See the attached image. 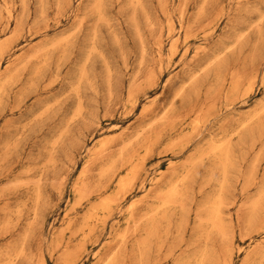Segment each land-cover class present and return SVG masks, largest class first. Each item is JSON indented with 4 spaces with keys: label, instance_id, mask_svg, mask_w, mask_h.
I'll use <instances>...</instances> for the list:
<instances>
[{
    "label": "rangeland",
    "instance_id": "rangeland-1",
    "mask_svg": "<svg viewBox=\"0 0 264 264\" xmlns=\"http://www.w3.org/2000/svg\"><path fill=\"white\" fill-rule=\"evenodd\" d=\"M47 2L42 17L29 0L23 33L0 65V264H194L200 254L205 264H264V0ZM5 4L21 17V0ZM34 27L46 31L31 35ZM82 64L88 81L75 117ZM223 138L236 165L219 219L225 236L201 239L204 200L222 170L211 155L195 159ZM128 151L143 156L141 170L124 197L100 207L128 170L110 182L100 171ZM189 170L187 198L174 200L180 208L172 205L167 225H153L164 186Z\"/></svg>",
    "mask_w": 264,
    "mask_h": 264
},
{
    "label": "bare ground",
    "instance_id": "bare-ground-1",
    "mask_svg": "<svg viewBox=\"0 0 264 264\" xmlns=\"http://www.w3.org/2000/svg\"><path fill=\"white\" fill-rule=\"evenodd\" d=\"M96 1H100V0H96ZM95 0H94V2H96ZM102 1V0H101ZM38 2H39V7H40V9H39V7H38V10H39V13H37V14H39V16H41L42 15V17H43V15L46 13V10H47V8H48V6H47V4H48V2H47V0H38ZM59 4H60V6H62V2H63V4H68V3H70L71 2V0H59ZM91 2V1H90ZM97 3V2H96ZM100 3H102V2H99L97 5H102V4H100ZM21 5H22V9H23V14L21 15V17L20 18H18L19 16H17V15H15V8L12 6V7H10V6H7L6 4H5V6H0V65L3 63V61H4V59H5V57L6 56H8V55H10L11 54V51L15 48V42H16V40L19 38V36L20 35H22V33H23V25H24V23H25V21H26V19H28L27 17H28V7H29V0H21ZM96 5V6H97ZM38 6V5H37ZM91 6V5H90ZM96 6H94L93 8H96ZM201 6V5H200ZM56 8V7H55ZM98 8V7H97ZM57 9V8H56ZM95 10V9H94ZM97 10V9H96ZM95 10V11H96ZM62 11V10H61ZM92 13V12H91ZM264 13V12H263ZM263 13L261 14V16L263 15ZM99 14V13H98ZM40 21V20H39ZM13 24L15 25V27H13ZM46 31V28L45 29H42V28H40V27H34V28H30L29 30H28V32H30L31 33V35H38V34H41V33H43V32H45ZM44 34V33H43ZM61 37V36H60ZM94 38V37H93ZM96 38V37H95ZM94 38V39H95ZM65 41V40H64ZM63 42V41H62ZM59 43V42H58ZM15 44V45H14ZM61 45V44H60ZM227 46V45H226ZM226 46L224 47L225 49H227L226 48ZM222 49V48H221ZM224 49V50H225ZM92 50H93V48H92ZM221 51L222 50H219V51H217V52H214V58L213 59H217V58H215V56L217 57L220 53H221ZM89 54H91L90 53V51H89ZM87 60L89 59V56L86 58ZM209 59H211V58H209ZM211 61V60H210ZM215 61V60H214ZM47 62V61H46ZM86 63H87V61H86ZM42 66V65H41ZM37 67V66H36ZM40 67V66H39ZM39 69V68H38ZM37 69V70H38ZM34 71V70H33ZM41 71V70H40ZM9 72V71H8ZM39 72V71H38ZM34 73V72H33ZM88 73H89V71L87 70V68L85 67V65L84 64H82V66L81 67H79L78 68V70H77V72H76V74H75V77H76V80H75V77H74V80L75 81H73V85H72V91L74 92V94L76 95V97L77 98H79L78 99V102L77 103H79L80 104V94H81V91H82V86L84 85V83L85 82H87L88 80H87V78H88ZM36 74H37V71H36ZM38 75H39V73H38ZM38 75H36V76H38ZM189 75V74H188ZM194 75V73L193 74H191L190 76H189V79L191 80L193 77H195V76H193ZM33 76H34V74L32 75V78H33ZM35 76V77H36ZM17 78V77H16ZM37 78V77H36ZM10 79V78H9ZM195 79V78H194ZM6 80H8V78L6 79ZM6 80H4V81H6ZM31 80H30V78H29V82H30ZM8 82V81H7ZM6 82V85L8 84ZM32 82H33V79H32ZM5 83V82H4ZM4 83L2 84L3 85V87H4ZM26 83H28V82H26ZM110 83V82H109ZM10 84V83H9ZM33 84H35V83H33ZM13 85V84H12ZM26 87H29V84H28V86H27V84L25 85ZM25 86H24V89H25ZM34 86H37L36 84L34 85ZM31 88H33V85L31 86ZM35 88V87H34ZM95 88V87H94ZM24 89H22V90H24ZM36 89V88H35ZM35 89H34V92H36L35 91ZM92 89V88H91ZM2 90V89H1ZM1 90H0V94L2 95V93H3V90H5L4 88H3V90H2V92H1ZM26 90V89H25ZM29 90H30V87L29 88H27V91H28V94L30 95V93H29ZM37 90V89H36ZM27 91H26V95H28L27 94ZM70 91V90H69ZM5 92V91H4ZM24 93L25 92H23V95H24ZM68 94V93H67ZM1 95H0V103H1ZM4 95V94H3ZM25 95V96H26ZM28 95V96H29ZM110 97V96H109ZM21 98H25V97H23L22 95H21ZM79 104H77V108H76V110H74L75 112L73 113V115L76 117V115L79 113L80 115H81V112H80V110H82V108H81V104L79 105ZM264 107V106H263ZM202 108V107H201ZM46 109V108H45ZM194 109V108H193ZM264 112V110L263 111H261V114ZM41 113L42 114H44V113H47V111L45 112V111H41ZM83 113V112H82ZM260 114V115H261ZM37 115V114H36ZM39 115H41L40 113H39ZM72 115V116H73ZM252 115H253V117H254V114H251V117H252ZM259 115V116H260ZM74 116H73V118H74ZM83 116V115H82ZM262 116V115H261ZM71 117V116H70ZM250 117V116H249ZM257 117H258V114H257ZM256 116L254 117V118H257ZM260 118V117H259ZM71 119H72V117H71ZM71 119H69V121L71 120ZM258 119V118H257ZM262 117L260 118V119H258V122L259 121H261L260 123H262ZM34 120V119H33ZM72 121V120H71ZM74 121V120H73ZM245 121H247V120H245ZM245 121H243V122H241V124L244 126L246 123L247 124H249V125H251V122H252V120H250V118H249V122H245ZM256 121V120H255ZM197 122V121H196ZM198 122H199V120H198ZM198 122H197V124H198ZM262 125V124H261ZM260 125V126H261ZM66 126V125H65ZM247 126V125H246ZM68 127V126H67ZM65 130V129H64ZM253 130V129H252ZM62 131V130H61ZM249 132L251 131L250 129L248 130ZM255 131L253 130V132L252 133H254ZM68 133V132H67ZM240 133V132H239ZM238 133V134H239ZM246 133V132H245ZM62 134V133H61ZM60 134V135H61ZM137 134V133H136ZM237 134V135H238ZM248 134H250V133H248ZM251 135V134H250ZM241 137H243L242 135H241ZM249 137V136H248ZM56 139V138H55ZM241 139V138H240ZM245 139V138H244ZM226 140H228V138L226 139V138H223V139H221V140H219V141H216V140H213V141H211L207 146H205V147H203V148H201L200 149V151H199V153H198V156H197V159H195V160H197V161H199V162H201L202 160H204L205 158V156H206V158H208L207 157V155H211V156H213V159H214V163H213V166L215 167H218V168H220L221 170H222V175H221V178L219 179V181L217 180V183H216V191L214 192V194H209L210 195V200L206 197V199H208L209 201L208 202H205V200H204V206H205V210H207L208 212V215L209 216H207L206 218H208L207 220L206 219H203V220H205V221H203L201 224H200V227H199V230H197L196 229V232L197 231H199L198 232V235H199V238H201V239H203V237L204 238H210V237H213L214 235L216 236V235H219V233L220 234H222L223 236H225V234H224V232H223V230H221L220 229V224H219V222H220V213H221V210H222V213H223V209H224V207H222V205H223V201L225 200V198L223 199V197L225 196L224 194L225 193H227V192H229L230 193V189H229V191H227L228 189H227V182L230 184V182L227 180V173L229 172V170H230V168L233 166L234 167V169L236 168V165H233L235 162V160L233 161L232 160V153H233V151H232V149H233V147L231 148L230 147V142H228V141H226ZM107 142H109V141H107V140H105V141H102L101 143H100V145H99V147H97V149L99 150V149H101V148H103V147H105L107 144ZM131 142V141H130ZM146 142H147V140H146ZM153 142V141H152ZM99 143V142H98ZM56 144H57V142H56ZM146 144V143H145ZM148 144V143H147ZM146 144V145H147ZM142 145V144H141ZM128 147V146H127ZM132 147V146H131ZM68 148V147H67ZM137 148V147H136ZM121 150V149H120ZM197 152V151H196ZM125 153V151H122L121 153H120V156H122L123 154ZM128 155L125 157V158H123L121 161L119 160L118 161V159L119 158H117V159H114V160H112L107 166L105 165V167L104 168H102L101 169V171H100V175L99 176H101L102 178H106V180H107V182H110L111 180H113V178L114 177H116V175H117V171H118V169L120 168L121 169V167H127V170L128 171H126V173L123 175V176H121L118 180H117V183H116V190H115V192H114V194L113 195H109L108 197H105V196H103L102 198H104L103 200H102V202L99 204V206L100 207H103V208H108L112 203H115V202H113V201H119V199H116V196L117 195H121V196H123L124 197V195H125V193L127 192V190L129 189V188H132V186H133V184H134V182H135V180H136V178H137V175H138V173H139V170H141L140 168L142 167L141 165H142V157H140L139 155H137V152H136V154H135V152L133 151H128V153H127ZM195 156V155H194ZM211 156H210V158H211ZM235 156V154H233V157ZM49 157H50V155H49ZM53 157V156H52ZM51 157V158H52ZM212 159V160H213ZM234 159V158H233ZM92 161V160H91ZM51 162V159H47V161H46V163H49V164H51L50 163ZM54 162V161H53ZM198 164V163H197ZM232 167V168H233ZM55 169V168H54ZM84 170L82 171V175H83V177L85 176V174H86V171L87 170H85L86 168H83ZM213 170V168L211 167V171ZM216 171H218V170H216ZM189 172H191L190 170L189 171H186V173H183V174H179V176H177V177H175V178H173V179H171L169 182H167V184L164 186V189H163V191L162 192H164V194L162 195V196H164V198L162 199V202H159L160 203V205H159V207H161V209L160 210H157V211H154L153 210V212L151 211V220H152V222H151V220L149 221V222H151V223H153V225H155V223L154 222H157V223H165V225H167V223H168V221L167 220H169L170 218V210H171V208L173 207L172 205H174L175 207H177L178 205L176 204H174V200H180V202H183V200H182V198H184L185 199V197L187 198V196H186V193H187V190H188V183H190L188 180H189V178H192V176L190 177V175H192L193 173H191V174H189ZM231 172V171H230ZM230 174H228V177H230L229 176ZM101 177H100V179H101ZM251 178V177H250ZM217 179V178H216ZM215 179V180H216ZM248 179H249V177H248ZM191 180V179H190ZM214 180V181H215ZM113 182V181H112ZM143 184V183H142ZM144 186V185H143ZM142 186V187H143ZM80 187H82V188H76V189H78L77 191H76V193H77V195H78V191L80 192V190L82 191H84L87 187H86V185H85V183L83 184V186H80ZM110 187V186H109ZM229 187H230V185H229ZM39 189V188H38ZM89 191V190H88ZM243 191V190H242ZM263 191H264V189H263ZM37 192H38V190H37ZM85 192V191H84ZM132 193V192H131ZM228 193V194H229ZM75 194V193H74ZM99 194V193H98ZM129 194H130V191H129ZM227 194V195H228ZM38 195V194H37ZM208 195V196H209ZM79 196V195H78ZM120 196V197H121ZM87 197V196H86ZM258 197H260V195L258 194ZM37 198V197H36ZM82 198H84L83 197V195H82ZM101 198V197H100ZM261 199H262V197H260ZM124 199V198H123ZM122 199V200H123ZM157 199V198H156ZM229 200H230V198H228ZM228 199L226 198V200L228 201ZM182 200V201H181ZM79 201H80V199H79ZM83 201V200H82ZM127 201V200H126ZM159 201V200H158ZM177 201V203H179ZM227 201H226V204H227ZM247 201V200H246ZM258 201V200H257ZM121 202V201H120ZM230 202V201H229ZM234 202V201H233ZM247 202H249V201H247ZM37 203H38V201H37ZM133 203V202H132ZM225 203V202H224ZM232 203V201L230 202V204ZM259 203V202H258ZM260 203H262V202H260ZM181 204V203H180ZM255 204H256V201H255ZM158 205V204H157ZM183 205V204H182ZM225 205V204H224ZM243 205V204H242ZM259 205V204H258ZM257 205V206H258ZM129 206V205H128ZM155 207H156V204L154 205ZM181 206V205H180ZM254 206V205H253ZM129 207H133V204H132V206H129ZM179 207V206H178ZM177 207V208H178ZM201 207H203V204H202V206ZM255 207H256V205H255ZM158 208V207H157ZM176 208V209H177ZM180 208V207H179ZM185 208V207H184ZM184 208H182V209H184ZM93 209V208H92ZM181 209V210H182ZM94 210V209H93ZM92 210V211H93ZM119 210H121V208H119L118 209V211ZM150 210H152V209H150ZM149 210V211H150ZM174 209H172V211H173ZM148 211V212H149ZM182 211H184L185 212V210H182ZM201 211H202V209H201ZM243 211V210H242ZM204 212H206V211H204L203 210V213ZM120 213V212H119ZM182 213V212H181ZM122 214V213H121ZM183 214V213H182ZM181 214V215H182ZM184 215V214H183ZM205 216L207 215V214H204ZM223 215V214H222ZM221 215V216H222ZM94 217V213L93 212H90L89 214H88V216H87V218H86V221L84 222V224H83V226L82 227H87V226H89L88 225V220L90 219H92ZM254 217V216H253ZM181 218H182V216H181ZM180 218V219H181ZM224 218V217H223ZM248 218V217H247ZM246 218V219H247ZM136 219H135V215H134V212L132 211V212H130L129 213V215L126 217V223H125V227L126 226H128L129 224H131V223H133L134 221H135ZM145 220H147V219H145ZM221 220H222V218H221ZM104 221V220H103ZM148 221V220H147ZM242 221V220H241ZM247 221V220H246ZM252 220H250V222H251ZM170 222V221H169ZM255 222V221H254ZM156 223V224H157ZM200 223V222H199ZM198 223V224H199ZM224 223H226L225 221H223V226H226ZM252 223V222H251ZM250 223V224H251ZM197 224V225H198ZM230 224V223H229ZM150 226H151V224H150ZM158 226V225H157ZM157 226L155 227V228H157ZM199 226V225H198ZM223 226H221V227H223ZM129 227V226H128ZM87 229H89V227L87 228ZM126 228H123V230H125ZM84 230V229H83ZM153 232V234H154V232H155V230L154 231H152ZM152 232H151V235H152ZM164 232H166V231H164ZM222 232V233H221ZM127 235H128V233H126ZM163 234H165V233H163ZM127 235H125L124 236V238L127 236ZM151 235H149V237L151 236ZM197 235V236H198ZM196 236V237H197ZM147 237H148V235H147ZM152 238V237H151ZM206 241V240H205ZM145 243V242H144ZM145 245H146V243H145ZM81 247V246H80ZM82 250V249H81ZM80 250V251H81ZM20 251V250H19ZM79 251V249L77 250V252ZM214 251V250H213ZM18 253V252H17ZM138 254H139V252H137ZM19 254V253H18ZM108 254V253H107ZM70 255H71V253H70ZM72 255H74L73 254V252H72ZM255 255V254H254ZM254 255H252V258H255L254 257ZM76 256V255H75ZM112 256H114V255H112ZM200 256L201 257H197V260H195V263L194 264H205V260H204V254H200ZM9 257V256H8ZM11 257V256H10ZM72 257H74V256H72ZM72 257H71V259H72ZM258 257H260V256H258ZM258 257H256V258H258ZM209 258V257H208ZM252 258H249V259H252ZM71 259H69V260H71ZM74 259V258H73ZM72 259V260H73ZM114 259V258H113ZM113 259L112 260H109V262L107 263V264H115V262L113 261ZM259 259V258H258ZM9 260V259H8ZM7 260V261H8ZM204 260V261H203ZM207 260V259H206ZM209 260V259H208ZM256 260V259H255ZM224 261V260H223ZM252 261V263H254L253 262V259L251 260ZM251 261H249V262H251ZM9 262V261H8ZM8 262H4L3 264H10V263H8ZM208 262H210V261H208ZM213 262V261H212ZM226 262V261H225ZM248 262V263H249ZM257 262L259 263H261L262 261H261V259L258 261L257 260ZM44 263V262H43ZM67 264L68 263H70V261L69 262H66ZM65 263V264H66ZM251 263V264H252ZM208 264V263H207ZM250 264V263H249ZM256 264V263H255Z\"/></svg>",
    "mask_w": 264,
    "mask_h": 264
}]
</instances>
